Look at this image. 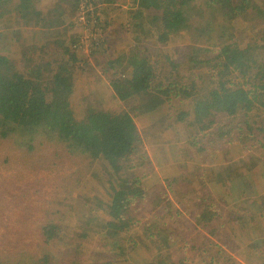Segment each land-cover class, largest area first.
Listing matches in <instances>:
<instances>
[{"label":"trees","instance_id":"obj_1","mask_svg":"<svg viewBox=\"0 0 264 264\" xmlns=\"http://www.w3.org/2000/svg\"><path fill=\"white\" fill-rule=\"evenodd\" d=\"M98 2L55 0L52 8L48 9V17L52 16V20L46 21L49 22L46 29L49 33L46 35V31L34 30L41 20V24L44 23L43 14L37 7L38 0H0V20L7 16L14 21V26L35 36L20 57L12 54L5 58L0 53V151L8 149L23 156L40 158L41 163L48 157V162H51L46 170L53 173L51 176L54 179L37 181L35 184L26 180L19 187L14 184V189L8 191L7 199L0 202V212L3 214H20L19 206H24L23 212L38 221L32 246L28 249L25 244L22 248L19 246L9 259L0 256V264H121L123 261L127 264L122 254L119 232L93 235V231H83L77 241L53 234L67 216L84 211L81 204L62 195L63 190L59 188L61 182L71 175L70 171L78 174L77 177L87 175L99 159L108 161L112 174L126 182L114 200L103 205V211L108 216L104 228L111 225L113 220L135 226L131 218L127 217L130 215V206L151 196L141 187L151 181L148 176L144 178L145 181L139 182L134 178H121L132 160L143 154L142 139L129 114L114 113L104 108L88 112H85L87 109H81L80 113L75 114L72 96L79 88L82 90L77 95L79 98L86 99L89 94L104 89L112 92L110 98L136 100L140 104L155 107L159 99L170 94L169 87H173L179 94L176 96L185 104L167 113L166 122L173 119L174 124L185 129L186 144L193 149L199 148V153L204 154L201 156L202 161L219 162L207 165L209 174L219 173L215 171L218 167L226 169L225 172L234 171L238 164L243 163L249 168L248 171L264 170V26H261L262 33L254 35L247 43L239 41L244 30L237 27L246 17H250L251 21L260 16L264 19V1L251 6L248 0H131L133 9L130 22L139 29L135 31L141 35H146L143 33L145 31L151 32L160 49L170 46L177 55H164L166 61H162V57L158 60L149 55L150 50L145 43H140L141 37H136V42L130 45L125 43L122 48L103 37L97 42L94 39L90 56L94 57L95 53L102 51L107 57L110 71L119 74L118 79L114 77L110 85L112 90L96 78L88 81L86 88L79 84L74 77V70L87 78L91 72L86 71L84 66L87 61L83 57H67L74 51L65 41L58 37L54 39L50 34L56 26L68 22L66 13H80L81 3L85 4L87 10ZM114 2L103 0L102 3L111 5ZM105 9L100 13L106 12ZM96 10L93 11L95 13H87L86 23L88 26L93 25V31L99 29L96 19L90 18L92 14L98 13ZM145 12L154 13L149 22ZM122 30L121 27L117 29L118 32ZM141 30L143 32L140 33ZM175 43L176 46H172ZM139 47L142 48L139 50ZM12 58H17V61L12 62ZM82 59L83 65L74 67ZM180 69L183 74H180ZM96 84H100V87L91 92ZM174 130V125L167 122L165 131L157 138L161 139L158 142L160 150L155 151L153 157L159 167L162 162L158 156L167 150L168 157L175 156L177 149L184 147L180 145L183 142L178 144L181 136H175ZM204 138L208 140L202 146L200 142ZM236 145H241L239 152L234 151ZM195 153L198 155L197 150ZM186 156L190 154L186 153ZM235 156L238 157L235 159ZM256 157L261 159L262 167L260 163L256 166L247 164L253 158L259 161ZM20 170L33 169L22 163L15 169ZM56 171L60 172L59 177L54 174ZM153 175L162 183H167L165 187L170 192H180L181 189L173 187L178 182L175 179L169 181L170 174L161 173L163 180L155 171ZM236 177L252 179L250 173L240 174L223 188L226 194L222 195H227L230 204L234 201L231 199V185L238 180ZM56 181H59L58 192L55 189ZM204 181L202 178L200 183L213 190L219 199V192L214 187L210 189L212 184ZM74 183L78 186L79 180L76 178ZM41 192L43 199L39 202ZM51 194L56 198L51 197ZM123 195L124 201L121 198ZM169 196L164 194L161 199L169 200ZM215 200L203 199L198 205L203 211L198 208V213H190L189 216L168 206L161 222L157 224L154 217L146 224L144 236L169 249V245L163 243L172 240L177 232L171 227L176 218H171L177 217L178 225H184L185 230L189 231L193 220L199 219V216L205 217L211 208L219 207ZM229 201H225V205H229ZM254 206L258 207L256 202ZM225 213L226 209H223ZM192 215L196 217L193 220ZM241 217L239 222H229L231 230L237 221L241 225H237L239 230L246 238L253 234L260 241L264 231H256L255 228L264 227V202L255 217L244 212ZM225 226L223 222L217 224V227ZM262 242L264 244V238ZM248 246L258 251L256 264H264V247L258 241ZM158 264L168 263L162 259Z\"/></svg>","mask_w":264,"mask_h":264},{"label":"rangeland","instance_id":"obj_2","mask_svg":"<svg viewBox=\"0 0 264 264\" xmlns=\"http://www.w3.org/2000/svg\"><path fill=\"white\" fill-rule=\"evenodd\" d=\"M114 1V4L109 5L102 3L103 0H99L96 6H89L87 10H85V4L81 3V8L79 7L80 13H66L65 15L69 18L68 22H65V25L56 26L50 33L54 39L58 37L65 41L66 45L70 46L71 50L74 51V53H71L67 57H83L87 61L84 66L86 71H91L87 78L86 76L80 75L78 70H74L76 81L85 88L88 81L96 78L103 85L111 89L110 85L114 77L117 80L119 76L116 72L110 71L107 57L102 51L95 53L94 57L90 56L94 39L97 42L99 38L103 37L109 39L111 42L113 41L115 46L122 48L125 43L130 45L136 42V37H141L139 39L140 43H145L147 48H149L148 50H150L148 51L149 55L152 57H156L158 60L162 57V61H166L164 55H171L172 57L177 55L175 50L170 46H162L165 52L164 49H160L157 46L155 37H152L151 32H143L141 30L140 33H146V35H141L135 31L136 28L130 22V12L133 9L131 0ZM248 1L251 6H255L256 2H259L257 5H260L264 0ZM54 2L55 0H38L37 7L43 14L44 23L41 24V20L39 24H36L34 30L46 31L49 23L46 22L47 19L50 22L52 20V16L48 17V9L52 8ZM67 5L70 6L69 4ZM96 8V12L98 13L96 15L92 14L90 18L96 19V24H98L99 29L98 31H93V25L88 26V23H86L88 20L87 13L90 11L93 12ZM104 9L106 12L101 14L100 12H103ZM145 13L147 22H149L153 18L154 13ZM61 20L63 21L62 18ZM262 22H264V19L261 16L260 18L255 17L253 21L250 20V17H246L243 22L237 24V27L244 30L239 36V41L247 43L251 41L254 35H260L262 33L261 26H264ZM0 27V53L4 57L7 55L9 57L12 54H17L20 57L22 51L28 45H31L32 38H35L33 34L30 35V32L22 31L19 26H14V21L12 22L7 16L0 20ZM118 27L123 28V30L118 32ZM147 27L149 28L148 25ZM119 41L122 43H119ZM172 46H176V43ZM140 48L142 47H139V50ZM160 54L162 56H159ZM10 58L8 59L11 61ZM83 59L79 60L81 63H76L74 67L78 68L77 66L83 65ZM16 61L17 58H12V62ZM180 74H183L181 69ZM99 87L100 84H96L91 92ZM169 89L170 94L159 99L155 107L140 104L136 100L120 101L119 99L110 98L113 95L110 90L107 92L104 89H98L96 93L89 94L86 99L77 96L82 92L80 88L74 92L72 106L75 114L80 113L81 109H87L85 112H88L98 110V108H104L114 113L124 112L129 114L142 139L141 149L143 154L141 157H135L132 160L128 170L122 172L123 175L121 178H134L139 182L145 181L144 178L148 176L151 178V181L141 187L151 193V196L149 198H142V200L136 201L130 206V215L127 217L131 218L135 226H129L120 220H113L111 225L104 228L103 224L107 222L108 216L103 211V205L106 202L114 200L115 195L119 192L118 190L122 189L126 182L124 180L120 181L115 174H112L108 161L104 159L105 162L103 159H99L97 160V164L95 163L91 167L87 175H79L77 177L78 174L70 171L71 175L61 182L59 188L63 190L62 195L75 201V203L78 202L81 204L84 211H82V214L73 212L67 216L53 231V234L56 237H65L68 240L77 241L83 231H93L95 232L93 235L111 231L119 232L121 236L120 244L122 254L127 260V264H158L162 259L167 261L168 264H256V257L259 256L258 251L248 245L253 241H258V244L264 247L262 242L264 235L260 241L253 234L249 235L250 239L246 238L242 234L243 232L241 233L239 230L238 226L241 225L238 222L242 218L241 215L243 212L255 217L261 211L264 202V170L261 168V171H248L249 168L243 163L238 164L237 169L234 171L225 172L226 169L223 170L221 167H218L215 171H219V173L213 172L212 175L209 174L206 168L207 165H214L216 162L212 161V163H208V160L207 162L202 161L201 156L204 154L199 153V148L193 149L186 144L185 129L179 124H174L173 119H169L167 122L170 125H174L175 136H181L178 144L183 142L180 145L184 147L177 149V156L168 157L166 153L169 150L158 156L162 162L159 167L158 161L153 157V153L160 150L158 142L161 139L157 138L162 135L167 127L166 119L168 116L166 117V115L167 113L176 111L179 106L185 104L179 96H176L179 94L175 92L173 87H169ZM153 100L155 98L151 101ZM172 114L174 115L175 113ZM207 140L208 138L202 139L200 144L204 146ZM164 145H166L165 142ZM234 147V151L237 152L241 149V145ZM196 150L198 151V155L195 153ZM186 153H189L190 156H186ZM157 155H159V152H157ZM51 156H53V153ZM237 157L235 156V159ZM242 157L245 158V155ZM256 160L259 161H254L253 159H250V161L247 160V164L250 166H256L257 163L261 164L259 157H256ZM49 162L48 157L41 163L40 158L23 156L22 153L2 149L0 151V202L7 199L8 191L14 189V184L15 187H19L22 185V181L26 180L34 184L37 181L51 180L53 173L46 170ZM224 162L226 161L224 160ZM22 163L30 165L33 170L15 171L19 166H22ZM216 164H219V162ZM154 171L162 180L164 177L161 176V173L166 172L167 175L170 174L169 181L175 179L178 183L176 185L173 184L175 185L173 187L181 189L180 192H170V189L166 188L167 183H162L157 176L153 175ZM245 173H250L252 179L236 177L239 181L235 180L231 185V199L234 201L230 204L227 195H225L226 197L222 195L226 194L223 188L235 176ZM54 174L59 177L60 172L56 171ZM116 174L118 175L117 172ZM76 178L79 180L78 186L74 183ZM202 178L205 180L204 182L207 181L206 183L212 184L210 185V189L214 187L219 192V199L217 198L218 195L213 193V190L210 191L200 183ZM52 180L54 181V179ZM58 182L56 181L55 187L57 192L59 191L57 188ZM66 182L67 185H65ZM24 189L32 190V188L26 187ZM41 189L44 190V188ZM164 194L170 195L169 200L166 199L165 201L161 199ZM40 195L41 198H38L39 202L43 199V192ZM192 195L194 196L192 197ZM50 196L56 198L53 194ZM121 198L124 201L125 195ZM213 198L216 199L215 201L219 207L217 206L215 209L211 208V211H208L207 215H204L205 217L199 216V219L196 218L194 213H198L199 209L203 211L202 207H198L201 204L200 201L203 199L211 200ZM227 200L229 201V205H225V201ZM32 201L36 202L35 200ZM255 202L258 207L254 206ZM125 204L127 206V202ZM168 206L178 209L179 212L186 216H189L190 213L194 214L192 215V220L194 217L196 218L192 221L193 227L190 226L189 231L185 230L186 227L184 225H178L177 217L174 216L171 218H176L173 225L171 223L169 224L177 232L172 240L163 243L164 245L168 244L169 249L163 247L161 243L155 244V241L149 240L144 236L145 231L143 229L147 223H150V220H154V217H156L157 224L161 222L162 217L166 215L164 211H166ZM23 207L19 206L20 214L5 215L0 212V256H4L6 259L12 257L14 251H16L14 249H19V246L22 248L25 244L27 249L32 246L31 242L36 233V223L38 221L28 217L23 212ZM223 209H226L225 214H223ZM235 220L238 222L236 221L235 228L233 227V230H231L232 225L229 222H235ZM222 222L226 226L223 228L217 227V224ZM255 230L264 231V227L258 226ZM92 247H95V245L92 244ZM159 253L167 257H163ZM121 264L126 263L123 261Z\"/></svg>","mask_w":264,"mask_h":264},{"label":"crops","instance_id":"obj_3","mask_svg":"<svg viewBox=\"0 0 264 264\" xmlns=\"http://www.w3.org/2000/svg\"><path fill=\"white\" fill-rule=\"evenodd\" d=\"M254 159V158H253ZM255 160V159H254ZM179 171H183V170H179ZM206 184H210V183H206ZM171 191H173V190H171ZM194 212H195V210H193Z\"/></svg>","mask_w":264,"mask_h":264}]
</instances>
